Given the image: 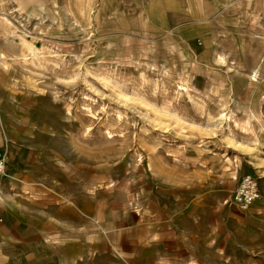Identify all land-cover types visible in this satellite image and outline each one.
I'll use <instances>...</instances> for the list:
<instances>
[{
	"label": "rangeland",
	"instance_id": "374dc122",
	"mask_svg": "<svg viewBox=\"0 0 264 264\" xmlns=\"http://www.w3.org/2000/svg\"><path fill=\"white\" fill-rule=\"evenodd\" d=\"M133 1L0 0V78L55 102L90 168L148 180L166 157L211 154L264 192V39L243 0L166 22Z\"/></svg>",
	"mask_w": 264,
	"mask_h": 264
},
{
	"label": "crops",
	"instance_id": "0c3cea01",
	"mask_svg": "<svg viewBox=\"0 0 264 264\" xmlns=\"http://www.w3.org/2000/svg\"><path fill=\"white\" fill-rule=\"evenodd\" d=\"M145 1L146 17L155 10L165 22L189 12L214 17L228 7L217 0ZM237 15L264 39V0L241 1ZM18 86L0 78V152L7 158L1 264H264V192L247 210L230 202L241 177L256 176L251 166L193 152L166 157L148 180L112 176L74 161L55 102Z\"/></svg>",
	"mask_w": 264,
	"mask_h": 264
},
{
	"label": "built area",
	"instance_id": "2783aa9c",
	"mask_svg": "<svg viewBox=\"0 0 264 264\" xmlns=\"http://www.w3.org/2000/svg\"><path fill=\"white\" fill-rule=\"evenodd\" d=\"M0 176H7V158L2 152H0ZM260 198L261 192L257 176L245 174L241 177L230 202L240 210H247Z\"/></svg>",
	"mask_w": 264,
	"mask_h": 264
}]
</instances>
